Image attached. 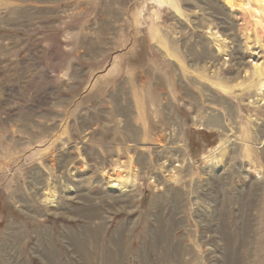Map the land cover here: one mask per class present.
<instances>
[{"label": "rangeland", "instance_id": "1", "mask_svg": "<svg viewBox=\"0 0 264 264\" xmlns=\"http://www.w3.org/2000/svg\"><path fill=\"white\" fill-rule=\"evenodd\" d=\"M175 1L180 10L158 24L181 57L165 35L163 61L149 65L161 72L154 95L139 86L157 82L140 78L148 64L135 58L148 38L134 30L147 16L130 12L140 0H0V264H85L70 237L83 239L92 223L100 229L89 255L109 264L119 220L128 226L123 264H161L160 222L175 244L167 264H227L223 218L236 237L249 229L238 264H264L254 238V204H264V3ZM118 97L134 110L164 108L165 126L149 127L148 143L165 153L157 160L149 149L142 169L134 156L114 158L126 121L114 113ZM223 98L224 126L183 123L196 107L221 109Z\"/></svg>", "mask_w": 264, "mask_h": 264}, {"label": "crops", "instance_id": "2", "mask_svg": "<svg viewBox=\"0 0 264 264\" xmlns=\"http://www.w3.org/2000/svg\"><path fill=\"white\" fill-rule=\"evenodd\" d=\"M177 10H180V9H179V6H177L175 0H140L139 6L134 5L130 9L131 14L133 15L137 14L140 17L145 16V18L147 16V19H145L148 21L147 23L137 24L136 28H134V30L139 29V32L146 31V36H148L147 38L144 36V33L142 34V39L140 42L141 48L135 53V58L141 61L143 60V62L148 64L147 70H145L141 74L140 78H146L147 81L150 79L157 80L156 83L155 82L148 83V82L141 81V83L139 84L141 89L143 87V89L146 90L147 92H148V87L152 88L154 95L159 94V91H158L159 89L162 90L163 85L160 84V81H159L161 79V72H159V70H154L153 72H151L152 66H149V65L151 62L155 60L154 61L155 64L154 63L152 64L154 65V67H156V65L159 62L163 61L162 57H164V53H162L161 51V45L163 44L164 36L166 35L167 39H171L170 35L166 33L163 34L164 28H162V25L158 23L163 18L164 15H168V14L174 15L177 13L175 12ZM142 17H141V20L142 19L144 20V18ZM150 35H151V38H149ZM178 45L182 46L184 44H182V42L180 41ZM168 46L172 47V50L171 51L169 50V52H172V54H175L181 57V54H179L178 52L179 48H177L178 50H176L173 39L169 41ZM212 46H213V43L212 45H210V50H209L210 57L212 56V49H211ZM204 53H206V51ZM196 60L197 61L201 60V58H197ZM69 89L70 88H66V89L63 88V90H60L62 92V95L60 98L64 106H65V100H68V97L70 94ZM77 90L78 91L76 92V95H79L80 97L76 98L74 104L76 105L77 109L81 107L82 109H84V105H85L84 90L85 89L82 87L81 88L77 87ZM120 98L121 97H118L119 100L116 99V105H114V107L116 106V108L114 110V113L118 117H122V116L125 117L126 121L124 124V127H125L124 130L118 131L120 132V134L123 135V140L118 139L115 141V143L121 144V142H124V144L118 147V148H122L123 150L117 149L121 153H119L117 150L115 151L116 155L114 156V158L116 157H118V159L124 158L126 159L125 160L126 162H129L134 156L135 163H137V165L140 166L142 169L145 167L144 164H146V162H149V159L150 160L152 159V157L150 156L149 149L150 150L152 149L154 152H156L157 160L162 158L165 153L164 148H160L158 147V145L153 146V144L149 146V143H148L149 127L152 126L155 128H164L165 126L164 108L163 107L159 108L158 106L155 107L154 105H151L150 107H148V110H145L143 107H137V106L134 110V108L129 107L127 103L129 99L127 98L120 99ZM79 102L81 103V105L77 106ZM149 102L153 104H155L156 102L159 103L157 99L156 100L151 99V101ZM220 102H222L220 104L222 105L221 109L217 107L215 111L212 109V103L204 107L203 106L196 107L193 110V113L190 114V116L187 119L182 118L183 123L185 125H192L193 127L194 126L196 127L198 126H204V127L205 126L206 127L224 126L226 117H227L224 111H227L228 105H227V100L225 98L221 99ZM74 104L72 102L71 105L74 106ZM88 108L91 109L92 111H96L95 104H93L92 106L89 105ZM172 110H173V107L171 106L170 114L173 115L174 117L175 112H172ZM69 121L71 122L70 124H74L75 120H69ZM75 123H76V127L75 126L73 127V128H76L75 130L82 129L84 127V121L82 122L81 120L77 119ZM64 126L65 125L63 124L62 129L65 128ZM133 128H135V130ZM158 133L159 132L156 131V134ZM75 141H77L76 143L77 145L80 142L79 140H77V138L75 139ZM163 143L168 144V146L171 147L170 144L174 142L172 139L170 140L166 139L163 141ZM84 144L85 142L83 141V145ZM148 167L149 165H147V169Z\"/></svg>", "mask_w": 264, "mask_h": 264}, {"label": "bare ground", "instance_id": "3", "mask_svg": "<svg viewBox=\"0 0 264 264\" xmlns=\"http://www.w3.org/2000/svg\"><path fill=\"white\" fill-rule=\"evenodd\" d=\"M227 3H230L231 7L235 6L237 3L243 0H225ZM250 1V0H249ZM264 3V0H262ZM252 2V1H250ZM247 5V4H246ZM251 5V4H250ZM259 10V9H258ZM238 143V142H237ZM222 145V144H221ZM220 145V146H221ZM220 150V149H219ZM221 152V151H220ZM206 154V153H205ZM111 182L112 187L118 186L115 180ZM242 210L245 207L252 205V202H242ZM254 206L256 207V213L259 214V226L255 231V251L264 253V204L255 203ZM71 207V206H70ZM69 211V210H68ZM74 213L79 211V208L72 210ZM247 220V219H246ZM128 228V226L124 225L122 220L117 222L116 228L112 233L111 242L112 247L110 250V259L108 261L109 264H123L124 259V241L125 238L122 235L123 230ZM168 225H163L162 222L159 223L158 229H156L155 234L160 236L163 241L154 248V250L158 254V262L161 264H167L171 262L172 259V251L175 247L174 243H171L170 240L167 239L168 233ZM100 229L99 223H92L85 231V236H74L70 237L71 245L76 253H81L84 259L85 264H95L96 261L90 257L88 251V244H95L98 240V232ZM219 232L224 234L228 241V249L225 254V259L227 260V264H238L239 262V254L245 253L249 250V229L248 226L241 225L239 237H236L234 233L229 231V222L226 218H223V226L219 228ZM251 239V238H250ZM139 245L135 247V253L139 252ZM252 252V251H251ZM264 257V256H263ZM264 263V262H263Z\"/></svg>", "mask_w": 264, "mask_h": 264}]
</instances>
